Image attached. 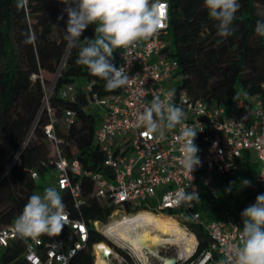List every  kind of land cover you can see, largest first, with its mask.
<instances>
[{"label":"built area","instance_id":"1","mask_svg":"<svg viewBox=\"0 0 264 264\" xmlns=\"http://www.w3.org/2000/svg\"><path fill=\"white\" fill-rule=\"evenodd\" d=\"M170 1L161 0L166 17L163 29L134 46L114 52L116 66L123 65L129 77L118 94L100 97L92 92L90 81L80 87L75 83L65 85L57 93L59 99L71 104L77 101L79 88L87 96L83 111L98 118L93 138L103 156L99 171L85 170L73 156L74 150L71 157L65 154L64 148L69 143L55 135L53 126L66 132L75 123L76 114L65 109L56 118L48 103L51 89L45 95L43 108L50 124L44 128V134L52 146L49 165L55 177L54 186L60 193H69L78 212L89 199L112 207L106 223H86L82 217L73 218L65 209L63 234L42 235L32 240L19 237L12 222L0 226V257L16 241L14 248L21 245L22 250L15 261L22 259L25 264H71L82 251L91 252L93 264L97 259L106 264H166L168 260L175 264H218L238 246V225L227 214L217 220H206L199 210V199L189 200L187 195L193 191L199 197L201 193L217 195L219 179L236 174L246 162L258 163L255 183L264 193V95L236 98L227 109L207 105L182 89L178 63L170 56ZM63 67L64 60L60 63V68ZM169 91H174L171 102L183 108L186 118L174 128L166 129L161 138L158 133H147L137 117L154 94L164 99ZM189 129L196 132L194 144L200 159V165L192 172L181 162L185 145L191 139L185 135ZM26 144L27 141L16 152L2 176L20 165ZM28 173L33 181H39L36 171ZM83 181L90 183V192L83 189ZM141 212L173 218L195 238V245L189 251L177 250L174 255L165 256L161 248L157 252L147 250L144 245L137 248L116 235H105L95 226L104 228L115 221L130 220ZM196 229H201L209 242L201 251ZM92 232L101 235L104 241L90 245Z\"/></svg>","mask_w":264,"mask_h":264},{"label":"trees","instance_id":"2","mask_svg":"<svg viewBox=\"0 0 264 264\" xmlns=\"http://www.w3.org/2000/svg\"><path fill=\"white\" fill-rule=\"evenodd\" d=\"M17 0H0V226L15 222L28 198L40 188L39 181L50 173L49 149L44 128L50 118L43 108L45 80L43 74L54 75L48 99L56 118L63 110L76 114L75 123L63 132L53 126L55 135L68 142L65 154L71 151L85 170L99 171L103 156L94 144V132L98 118L83 111L87 96L80 91L73 104L57 97L65 85L75 83L80 87L86 81L93 83L92 92L100 97L118 94L120 88L108 91L105 81L90 74L86 66L76 63L79 46L73 47L64 39L67 14L59 0H29L26 9L16 7ZM234 34L228 38L218 37L215 21L208 16L204 0H171L169 3L170 56L178 63L181 76L180 87L192 98L201 99L207 105L230 108L241 89L240 98L264 95V37L256 35L257 20H264V0H239ZM63 16V19H58ZM96 25H89L85 37H95ZM29 36L34 37L27 43ZM64 60V67L60 63ZM116 57L114 53V61ZM250 83V84H248ZM248 84V85H246ZM32 132V137L27 140ZM19 166L12 167L2 176L16 152L24 145ZM45 164V165H44ZM259 165L246 162L232 176L220 178L219 192L215 196L201 193L199 210L208 220H217L228 215L240 228L241 212L255 203L261 194L255 183ZM28 170L38 173L39 181L30 178ZM251 181V187H243L242 180ZM83 189L91 191L89 182L83 181ZM231 186V191L226 189ZM65 209L73 218L86 222L106 223L113 208L89 199L79 212L73 208L69 193H60ZM166 217V216H165ZM198 251L208 246V239L201 229L195 230ZM104 241L92 232L89 244ZM9 247L0 257V264L15 261L22 247ZM19 246V245H18ZM13 264H25L22 259ZM71 264H93L90 251H82Z\"/></svg>","mask_w":264,"mask_h":264},{"label":"clouds","instance_id":"3","mask_svg":"<svg viewBox=\"0 0 264 264\" xmlns=\"http://www.w3.org/2000/svg\"><path fill=\"white\" fill-rule=\"evenodd\" d=\"M67 14L64 39L70 46H79L76 63L86 66L91 75L104 80L108 91L124 86L128 82L126 68L116 66L114 52L127 49L142 39H148L166 26V17L161 15L165 5L161 0H59ZM29 0H17L18 9H26ZM208 16L215 21L216 34L228 38L234 34L236 13L240 10L239 0H204ZM58 19H63V16ZM96 25L95 37H85L83 32L89 25ZM255 33L264 37V20H257ZM34 37L29 36L27 43ZM174 91H169L162 99L154 94L152 100L138 114V122L149 134H159L161 138L166 129H172L186 118L182 107L171 102ZM191 137L184 148L182 163L192 172L200 165L198 147L194 144L196 132L187 130ZM243 187H251V181H241ZM229 186L226 191H231ZM187 199H199L193 191ZM65 204L55 186H48L43 193H34L15 219L14 230L21 238L37 239L42 235H58L64 227ZM242 228L239 244L231 249L226 258L218 264H264V193L258 194L255 203L241 212Z\"/></svg>","mask_w":264,"mask_h":264},{"label":"bare ground","instance_id":"4","mask_svg":"<svg viewBox=\"0 0 264 264\" xmlns=\"http://www.w3.org/2000/svg\"><path fill=\"white\" fill-rule=\"evenodd\" d=\"M163 214L141 212L134 218L115 221L102 228H96L105 235H116L119 239L131 242L135 247L145 248L151 252L159 248L175 246L179 251H189L195 245V238L173 218ZM96 264H106L97 259Z\"/></svg>","mask_w":264,"mask_h":264},{"label":"rangeland","instance_id":"5","mask_svg":"<svg viewBox=\"0 0 264 264\" xmlns=\"http://www.w3.org/2000/svg\"><path fill=\"white\" fill-rule=\"evenodd\" d=\"M41 79L46 81V83L44 84V91H45V94H46L48 89H50V87L54 84L55 76L54 75L43 74L41 76ZM248 84H250V83H248ZM248 84H246V85H248ZM236 95L240 98V97H243L244 94L242 93V91L240 89V90H238V93ZM31 137H32V135L29 134L28 137H27V140L29 138H31ZM47 146H48L49 154H50L51 151H52V146L49 143H47ZM39 184H40V188L37 189L36 193H41L42 194L43 193V189L45 187L54 186L55 177L50 173L45 179L40 180ZM177 250H178V248H176L175 246H167V247L161 248L160 252H161L162 255L167 256V255H174L177 252Z\"/></svg>","mask_w":264,"mask_h":264},{"label":"water","instance_id":"6","mask_svg":"<svg viewBox=\"0 0 264 264\" xmlns=\"http://www.w3.org/2000/svg\"><path fill=\"white\" fill-rule=\"evenodd\" d=\"M62 234L64 233V229L61 232ZM166 264H175V262L173 260H168L166 261Z\"/></svg>","mask_w":264,"mask_h":264},{"label":"snow or ice","instance_id":"7","mask_svg":"<svg viewBox=\"0 0 264 264\" xmlns=\"http://www.w3.org/2000/svg\"><path fill=\"white\" fill-rule=\"evenodd\" d=\"M161 15H162V16L164 15V11H163V8H161Z\"/></svg>","mask_w":264,"mask_h":264}]
</instances>
